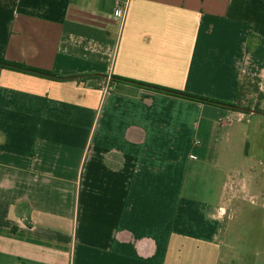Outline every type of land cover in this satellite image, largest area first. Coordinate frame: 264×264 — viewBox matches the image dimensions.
Returning <instances> with one entry per match:
<instances>
[{
  "label": "crops",
  "instance_id": "obj_1",
  "mask_svg": "<svg viewBox=\"0 0 264 264\" xmlns=\"http://www.w3.org/2000/svg\"><path fill=\"white\" fill-rule=\"evenodd\" d=\"M0 59L76 77L0 68V264H250L223 163L264 114L105 86L264 93V0H0Z\"/></svg>",
  "mask_w": 264,
  "mask_h": 264
},
{
  "label": "rangeland",
  "instance_id": "obj_2",
  "mask_svg": "<svg viewBox=\"0 0 264 264\" xmlns=\"http://www.w3.org/2000/svg\"><path fill=\"white\" fill-rule=\"evenodd\" d=\"M254 88V84L248 86L240 106L251 110L259 107L264 111V100ZM236 126L241 127L240 140L246 144L240 141L237 149L240 154L230 153L223 164L228 168L230 180L238 182L240 187L244 184L246 191L239 201L229 206L228 223L234 226V235L252 241V244L237 243L238 255L246 256L250 264H264V116L251 117L247 113L245 121L236 122ZM248 154L251 159L246 158Z\"/></svg>",
  "mask_w": 264,
  "mask_h": 264
},
{
  "label": "trees",
  "instance_id": "obj_3",
  "mask_svg": "<svg viewBox=\"0 0 264 264\" xmlns=\"http://www.w3.org/2000/svg\"><path fill=\"white\" fill-rule=\"evenodd\" d=\"M0 68L9 69V70L17 71V72H22L25 74H30V75H34V76H38V77H43V78H49V79L58 80V81H67V80H72V79L76 78V77L61 76V75H58V74H55V73H52L49 71L30 67V66H27L24 64L10 62V61H7L5 59H0ZM82 78H85V76H83ZM115 82L134 84L136 86H139V87H142V88H145L148 90H152V91H156V92H160V93H165V94L172 95V96L179 97V98L189 99V100H193V101H197V102H201V103H205V104H211V105H215V106H219V107H226V108H232V109H237V110L240 109V110H245L246 112H251V109H244V108H242V106H240V102L242 101V98L245 94V90L248 88L249 85H251L248 82L239 88V91L237 93L236 102L232 103V104L231 103H225V102L218 101V100H214V99H210V98L201 97L198 95L189 94V93L184 92V91L172 90V89L159 87V86H155V85H149L146 83H141L138 81H133V80L124 79V78H120V77H112L111 83L113 84ZM254 85H255L254 89L259 94L260 99L264 100V93L261 92L259 85L257 83ZM255 111H257L258 114H264V111H261V109L259 107L255 108Z\"/></svg>",
  "mask_w": 264,
  "mask_h": 264
},
{
  "label": "built area",
  "instance_id": "obj_4",
  "mask_svg": "<svg viewBox=\"0 0 264 264\" xmlns=\"http://www.w3.org/2000/svg\"><path fill=\"white\" fill-rule=\"evenodd\" d=\"M122 13V11L120 12L119 11V14H121ZM112 78H109V80H108V82L106 83V86H105V91H108V90H110L111 89V86H112Z\"/></svg>",
  "mask_w": 264,
  "mask_h": 264
},
{
  "label": "water",
  "instance_id": "obj_5",
  "mask_svg": "<svg viewBox=\"0 0 264 264\" xmlns=\"http://www.w3.org/2000/svg\"><path fill=\"white\" fill-rule=\"evenodd\" d=\"M251 112L254 113V114L257 113V111H255V110H251Z\"/></svg>",
  "mask_w": 264,
  "mask_h": 264
}]
</instances>
